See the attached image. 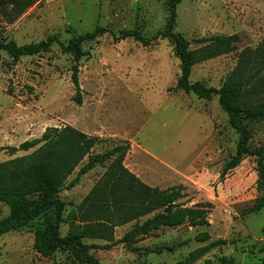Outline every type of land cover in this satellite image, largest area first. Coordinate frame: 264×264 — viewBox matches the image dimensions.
<instances>
[{
    "label": "rangeland",
    "instance_id": "rangeland-1",
    "mask_svg": "<svg viewBox=\"0 0 264 264\" xmlns=\"http://www.w3.org/2000/svg\"><path fill=\"white\" fill-rule=\"evenodd\" d=\"M165 1L39 0L11 24L0 15V28L18 45L37 43L52 35L66 41L95 26L109 30L83 44L86 56L78 65L81 105L73 101L74 61L58 45L21 57L15 65L2 53L0 146L17 147L40 138L47 128L71 125L105 139L93 153L128 142L124 165L147 185L166 189L181 184L185 187L182 201L187 206L212 204L207 226L161 227L139 243L92 250L99 264H176L209 243L216 245L193 264H204L205 259L218 264L221 255L236 264H264V207L251 211L261 196L256 157L245 156L223 181L218 180L223 166L235 154L238 134L228 125L217 97L206 101L175 88L180 65L169 40L143 46L130 37L113 39L112 34L119 36L126 29H136L145 38L163 29L168 18ZM174 31L189 41L190 49L200 46L203 38L239 37L234 51L191 69V83L219 88L235 68L238 54L245 47L254 48L264 37V0H182L176 7ZM245 125L251 135L248 146L264 148V119L245 120ZM34 149L0 152V162L30 155ZM103 172L104 168L97 166L81 176L72 189L59 194L64 218ZM8 213V207L0 202V219ZM43 223L39 217L20 230L1 235L0 264H74L67 252L42 257L35 251L34 232ZM131 225L117 227L114 238H121ZM67 232L68 224H61L60 236ZM202 238L206 240L200 241ZM168 245L176 247L150 252Z\"/></svg>",
    "mask_w": 264,
    "mask_h": 264
},
{
    "label": "trees",
    "instance_id": "trees-1",
    "mask_svg": "<svg viewBox=\"0 0 264 264\" xmlns=\"http://www.w3.org/2000/svg\"><path fill=\"white\" fill-rule=\"evenodd\" d=\"M37 1L0 0V15L7 24H11ZM181 1H165L167 22L163 29L150 38H145L136 29H126L119 36L112 34L113 39L120 41L130 37L143 46L160 39L169 40L173 55L180 65L175 88L206 101L217 97L220 108L227 115L228 125L238 134L235 154L223 166L218 180L223 181L245 156L256 157L261 196L251 211L257 212L264 207V148L251 149L248 146L251 135L245 120L264 119V37L254 48L245 47L238 54L235 68L219 88L208 87L197 81L191 83L189 77L194 65L234 51L239 37L232 34L203 38L199 40L200 46L190 49L189 41L174 31L176 7ZM108 32L104 27L95 26L92 31L74 34L66 41H60L52 35L37 43L18 45L13 39H8L0 28V65L2 53L9 57L11 65H15L21 57L40 54L56 44L62 53L72 56L73 101L81 105L78 65L81 58L86 56L83 44ZM104 140L71 125H64L47 128L40 138L24 141L17 147L0 146V152L9 154L35 148L30 155L0 162V202L9 209L8 215L0 219V236L20 230L43 217V226L34 232L33 237V248L38 254L50 257L56 251H63L73 257L74 264H99L92 250H110L118 243L133 245L161 227L186 224L195 228L208 225L211 203L199 202L187 206L182 201L185 197L183 185L160 189L144 183L124 165L130 149L126 141L104 152L93 153L94 148ZM84 160L86 162L82 164ZM97 166L104 168V172L80 204L64 218V202L59 194L72 189L81 176ZM78 167L76 176L68 181ZM64 223L68 224V232L61 237L60 226ZM130 223L131 229L121 238L115 239V229ZM83 239L102 240L104 243L87 244ZM205 240L202 238L200 241ZM215 245L209 243L198 248L176 264H193ZM175 247L158 246L150 252L160 253L163 249L172 251ZM217 262L236 264L224 255ZM204 264L214 263L211 259H205Z\"/></svg>",
    "mask_w": 264,
    "mask_h": 264
}]
</instances>
